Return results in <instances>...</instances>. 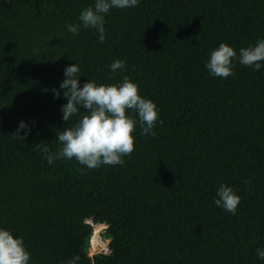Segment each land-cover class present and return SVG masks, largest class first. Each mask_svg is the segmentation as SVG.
I'll return each mask as SVG.
<instances>
[{"label": "trees", "instance_id": "16d2710c", "mask_svg": "<svg viewBox=\"0 0 264 264\" xmlns=\"http://www.w3.org/2000/svg\"><path fill=\"white\" fill-rule=\"evenodd\" d=\"M94 3L0 0V228L24 239L30 264H264V62L234 61L227 79L206 68L221 43L239 53L264 39V0H140L106 14L103 43L66 27ZM74 64L81 87L127 76L157 105L156 136L137 127L123 166L50 165L37 150L58 152V132L85 114L62 118ZM21 122L31 132L18 141ZM222 184L241 197L234 215L214 203ZM101 224L109 251L91 256Z\"/></svg>", "mask_w": 264, "mask_h": 264}, {"label": "clouds", "instance_id": "9594fccd", "mask_svg": "<svg viewBox=\"0 0 264 264\" xmlns=\"http://www.w3.org/2000/svg\"><path fill=\"white\" fill-rule=\"evenodd\" d=\"M140 0H95L94 6L82 10L78 20L80 23L68 24L66 27L73 35H78L83 28L95 29L99 33V42L106 40L105 16L111 9H126L138 6ZM254 71L261 69L264 62V39L239 49V53L227 43H221L210 53V60L206 64L209 73L215 77L227 79L235 74L234 61H237ZM111 71H123L126 61L116 60L111 64ZM81 69L74 64L66 67L65 79L60 84L63 97L67 104L62 105L63 120L67 123L74 115L81 116L73 127H66L57 134V142L61 145L58 152L50 153L46 145L38 144L37 150L45 154V159L51 165L58 159H75L80 165L88 169H97L103 165L123 166L124 157L131 156L135 151L137 127L142 134L156 136L154 131L159 119L157 105L140 94L137 83L127 76L119 84H97L95 81L86 82L81 87ZM112 79V77H109ZM56 98L61 92L52 89ZM28 129L21 135V132ZM30 128L21 122L17 131L10 134L14 139L23 141L30 135ZM250 181H245L249 183ZM216 199L217 207L236 214L241 203V197L227 184L219 186ZM105 226V225H103ZM96 229V228H95ZM106 243V242H105ZM257 255L264 260V249H257ZM31 253L26 248L24 239L17 238L7 229L0 228V264H30ZM80 257L77 255L67 264H77Z\"/></svg>", "mask_w": 264, "mask_h": 264}, {"label": "rangeland", "instance_id": "374dc122", "mask_svg": "<svg viewBox=\"0 0 264 264\" xmlns=\"http://www.w3.org/2000/svg\"><path fill=\"white\" fill-rule=\"evenodd\" d=\"M101 228V227H100ZM105 229V227L103 226L102 230L100 231L99 235H97V230H96V236L93 239V245H91V248L89 250V254L92 256L100 251H109V247H108V243L109 240H105L102 237V231ZM97 242V246L95 245V243ZM106 242V243H105Z\"/></svg>", "mask_w": 264, "mask_h": 264}, {"label": "water", "instance_id": "95a60500", "mask_svg": "<svg viewBox=\"0 0 264 264\" xmlns=\"http://www.w3.org/2000/svg\"><path fill=\"white\" fill-rule=\"evenodd\" d=\"M101 226H103V225L101 224ZM104 227L106 229V226H104ZM95 236H96V229L94 230L93 237L91 239V245H93V239L95 238Z\"/></svg>", "mask_w": 264, "mask_h": 264}, {"label": "bare ground", "instance_id": "6f19581e", "mask_svg": "<svg viewBox=\"0 0 264 264\" xmlns=\"http://www.w3.org/2000/svg\"><path fill=\"white\" fill-rule=\"evenodd\" d=\"M99 227H103V226L99 225L98 227H96V230H97ZM95 245L97 246V242L95 243Z\"/></svg>", "mask_w": 264, "mask_h": 264}]
</instances>
